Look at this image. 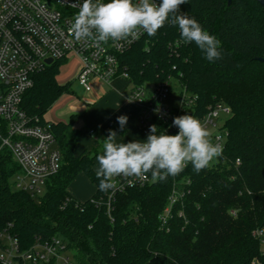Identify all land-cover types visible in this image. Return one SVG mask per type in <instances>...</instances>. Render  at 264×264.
Wrapping results in <instances>:
<instances>
[{"label": "trees", "instance_id": "16d2710c", "mask_svg": "<svg viewBox=\"0 0 264 264\" xmlns=\"http://www.w3.org/2000/svg\"><path fill=\"white\" fill-rule=\"evenodd\" d=\"M180 11L221 42V59L208 62L194 42L182 41L178 26L166 22L129 50L122 66L132 85L175 81L196 97L199 116L218 103L227 106L222 155L199 173L189 163L176 176L116 195L109 214L104 203L110 190L99 189L94 155H75L83 135L75 127L78 117L69 123L47 118L71 94L72 83L59 84L55 63L35 77L22 107L32 120L51 126L62 155L59 173L33 196L14 188L20 168L0 153V233L10 232L22 250L58 239L73 264L264 263L254 236L264 233V62L256 60L264 58V8L255 0H187ZM155 125L159 134L174 135L161 121ZM82 174L96 185L85 202L69 191ZM176 186L184 196L163 225Z\"/></svg>", "mask_w": 264, "mask_h": 264}, {"label": "built area", "instance_id": "2783aa9c", "mask_svg": "<svg viewBox=\"0 0 264 264\" xmlns=\"http://www.w3.org/2000/svg\"><path fill=\"white\" fill-rule=\"evenodd\" d=\"M82 2L0 0V153H8L20 168L13 180L14 188L33 196L44 193L47 181L58 174L62 166V155L51 126L32 120L22 107L24 95L35 85V77L55 63L61 65L76 58L80 62L76 81L86 92L92 90V81L111 84L118 78L128 80L130 77L122 66V57L147 35L143 33L135 40L129 38L100 43L75 39L70 26L79 11L78 3ZM48 60L52 63L49 64ZM171 92L170 79L150 84L149 89L145 84L131 86L127 99L138 107L139 123L146 137L150 126L155 125L157 120L174 135L177 134L179 129L173 126V119L190 114L201 120L210 133L211 142L221 145L224 151L227 133L224 128L226 119H222V115L229 117L230 109L218 103L209 107L205 115L199 116L195 107L196 97L182 89L178 96L180 103L177 104L172 102L174 99L170 100ZM211 130L217 133L212 134ZM237 163L240 164V161ZM113 182L116 188L109 191L104 203L109 214L116 195L144 187L154 180L149 173L145 179L119 176L114 177ZM182 196L184 193L177 186L173 188L161 217L163 225ZM100 203L103 202L99 201L98 205ZM254 236L259 239L264 251V233L256 232ZM66 250V245L58 239L49 242L38 240L29 250H22L19 240L10 232L0 233L2 264H49L52 261L73 264ZM252 264L264 263L255 260Z\"/></svg>", "mask_w": 264, "mask_h": 264}, {"label": "clouds", "instance_id": "9594fccd", "mask_svg": "<svg viewBox=\"0 0 264 264\" xmlns=\"http://www.w3.org/2000/svg\"><path fill=\"white\" fill-rule=\"evenodd\" d=\"M185 3L187 0H83L78 3L70 32L77 40L94 43L135 40L143 33L154 36L167 22L178 26L182 41L194 42L208 62L221 59V42L195 18L180 11ZM127 120V116L117 117L121 128ZM173 126L179 129L175 135L158 134L157 126L151 125L145 141L128 143H118L116 132L109 130L103 140V154L96 157L99 189L115 190L113 178L119 176L145 179L150 173L154 181H163L178 175L189 163L199 173L222 155V146L211 142L200 119L185 114L175 117Z\"/></svg>", "mask_w": 264, "mask_h": 264}, {"label": "crops", "instance_id": "0c3cea01", "mask_svg": "<svg viewBox=\"0 0 264 264\" xmlns=\"http://www.w3.org/2000/svg\"><path fill=\"white\" fill-rule=\"evenodd\" d=\"M91 86L92 90L86 92L85 103L68 108L62 115L69 117V120L59 122L69 123L73 116L78 117L75 122L76 128L79 127L80 121L84 122L86 129H83V135L76 146L75 155L93 154L95 157L94 169L96 170L98 167L96 157L103 154V140L109 135V130L116 132L118 143H128L136 140L145 141L147 137L139 123L138 107L127 99L129 93L127 91L130 89L125 79L118 78L111 84L92 81ZM122 115L128 118L123 128L120 127L117 121V117ZM83 176L85 180L86 178L90 180L83 174L79 177L84 178ZM82 185L73 196L77 200L85 202L95 194L96 185L91 180L89 186L86 185V182H82Z\"/></svg>", "mask_w": 264, "mask_h": 264}, {"label": "rangeland", "instance_id": "374dc122", "mask_svg": "<svg viewBox=\"0 0 264 264\" xmlns=\"http://www.w3.org/2000/svg\"><path fill=\"white\" fill-rule=\"evenodd\" d=\"M80 71V62L76 58H72L67 62H64L60 65L59 67V74L57 75V80L59 84L61 85H66L68 83L71 84V94L69 96L62 97L56 104L55 106L50 110L49 114L47 115V118L49 120H52L54 122H59V121H68L69 117H65L62 115L65 111H67L68 108L70 107H77L79 104H84L85 103V97L87 95L86 91L79 85V83L76 81V78L78 76V73ZM127 82L128 88L130 89L132 86V82L130 79L125 80ZM145 87L147 89L150 88V84H145ZM129 90L127 91V93ZM182 92V88L175 82L172 81V92H171V101L174 103V101L177 102V104L180 103L179 95ZM177 98V99H176ZM175 102V103H176ZM167 104H169V101H167ZM63 116V117H62ZM228 117L222 115V119H227ZM78 128L80 129H86L84 122L80 121L78 124ZM212 134H216L217 131L211 130L210 131ZM218 158L214 159L210 165H213L217 162ZM84 177V176H83ZM82 182H86V185H90V180H88L85 177L81 178L79 177L70 187L69 191L71 192L72 195H75L77 190L81 188ZM75 264H78L75 262Z\"/></svg>", "mask_w": 264, "mask_h": 264}, {"label": "water", "instance_id": "95a60500", "mask_svg": "<svg viewBox=\"0 0 264 264\" xmlns=\"http://www.w3.org/2000/svg\"><path fill=\"white\" fill-rule=\"evenodd\" d=\"M256 2H258L263 8H264V0H255ZM232 0H229V3H231ZM256 60L260 61V62H264V58H257ZM48 63L51 64L52 60H48Z\"/></svg>", "mask_w": 264, "mask_h": 264}]
</instances>
